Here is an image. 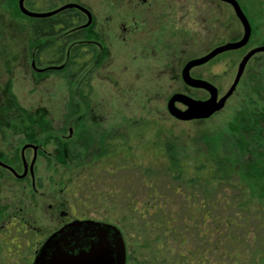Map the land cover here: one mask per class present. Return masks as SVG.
<instances>
[{
  "label": "rangeland",
  "instance_id": "rangeland-1",
  "mask_svg": "<svg viewBox=\"0 0 264 264\" xmlns=\"http://www.w3.org/2000/svg\"><path fill=\"white\" fill-rule=\"evenodd\" d=\"M18 1L0 0V153L3 154L5 149L12 148L10 141L14 144L13 148H21L27 142L41 141L45 136L63 132L67 123L72 124L69 116L73 101L78 105L79 115L87 119V129L112 130L126 126L127 138L134 154L139 157L135 160L138 165L144 168L155 162L161 163L163 157L157 148L161 140L178 137L181 142L187 143L217 134L226 128L236 111L246 103L247 95L253 93V86L257 85L252 79L253 75L264 74V53H261L250 60L237 91L224 109L208 120L183 122L169 115L167 109V102L176 92L187 93L200 100H207L210 96L200 91H187L180 78L184 62L204 57L216 47L237 42L244 36L243 25L231 5L218 0H156L161 6L156 9L158 12L154 9L149 11L143 28L150 30L151 38L161 46L158 51H150L148 56L142 57L146 60L141 61L134 59L137 52L133 51L130 42L121 39L123 33L117 17L113 22L107 17L115 12L116 8L112 9L109 5L119 3L116 0H31L36 3L35 7L39 6L43 11L78 2L95 12L98 30L107 45V55L102 68L94 73L90 89L87 87L84 90V86L78 82L70 86L64 72H36L32 66L36 48L31 33L33 22L18 11ZM237 1L252 26L249 44L238 51L221 54L212 63L195 71L199 77L217 87L220 97L228 92L235 81L243 56L254 48L264 46V0ZM162 15L170 20L164 21ZM157 30L163 32L155 33ZM76 89L89 95V102L84 105L75 94ZM178 107L183 109L181 105ZM146 141L149 142L147 145ZM46 148L52 154L51 170L40 169L39 175L47 188L52 176V192L57 190L62 180L64 159L53 143ZM56 165L59 169L54 171ZM138 169L133 167L132 172L122 173L112 181L119 178L134 182L141 177ZM110 182L106 176L100 184L91 188V200L80 202L79 208L88 210L90 217L104 219L121 228L131 259L140 253L144 257L138 259L145 264H172L171 255L156 252L152 238L149 239L145 233L146 225L118 199L119 194L110 190ZM47 188L34 195L29 188L27 192L30 197H27L29 193L25 192L24 183L9 176L6 171H0V200L6 203L8 210L25 207L29 211L34 196L40 203V209L43 205L46 209L52 201L42 197L43 193H49ZM137 190L142 192V189ZM134 191L125 185L122 192ZM167 197L175 202L173 206L183 201L180 194H167ZM142 207L139 205L137 209L141 210ZM179 208L183 212V206Z\"/></svg>",
  "mask_w": 264,
  "mask_h": 264
},
{
  "label": "trees",
  "instance_id": "trees-1",
  "mask_svg": "<svg viewBox=\"0 0 264 264\" xmlns=\"http://www.w3.org/2000/svg\"><path fill=\"white\" fill-rule=\"evenodd\" d=\"M72 18L71 13L38 19L31 33L34 44L38 43L39 66L53 64L52 43L41 40L57 35L53 32L56 25L70 26ZM252 79L257 83L253 93L226 128L194 142L165 138L157 147L162 162L144 168L134 161L139 157L129 145L125 150L133 163L125 168L131 167L130 172L139 168L141 177L134 182L117 178L110 183V190L146 225L145 233L152 238L156 252L171 255L172 264H264V74ZM89 140L88 135L87 149ZM68 150L70 160L63 174L66 186L78 203L88 202L91 188L109 176L110 170L90 160L83 164L88 177L82 181L80 152L75 147ZM97 154L95 157L107 155ZM125 168L117 167V173ZM125 185L135 191L122 192ZM189 186L195 189H178ZM180 193L194 194L189 200L199 203L183 206V212L182 206L170 208L168 204L175 202L167 194ZM139 205L146 208L137 209Z\"/></svg>",
  "mask_w": 264,
  "mask_h": 264
},
{
  "label": "flooded vegetation",
  "instance_id": "flooded-vegetation-1",
  "mask_svg": "<svg viewBox=\"0 0 264 264\" xmlns=\"http://www.w3.org/2000/svg\"><path fill=\"white\" fill-rule=\"evenodd\" d=\"M115 2L119 3L114 4L112 2V4L109 5V7L112 9L116 8V10L112 13V15L107 16L108 19L113 22L117 17L120 22L119 29L123 33L121 35V39L126 43L129 41L133 51L137 52V54L134 55V59H140L141 61L146 60L142 59V57L148 56L150 51H158L157 49L161 45L157 40H153L151 38L152 32L150 30L143 28V25H146L145 17H147L149 11H152V9L157 11L156 9H158L161 5L156 0H116ZM71 4L80 6L81 8L87 10L90 14L83 9L80 10L77 8H71L49 16V18H53L59 17L61 14L68 15L72 13L74 18L71 19L72 24L70 26L56 25L53 32L57 35L54 34L51 35L50 38L41 40V42L52 43L53 64L47 66H39L37 64V43L35 44L36 48L33 54L34 57L32 66L34 63V69L40 74L45 72L52 73L53 71L59 73L64 72L70 86L73 87L74 84L78 82L81 83V85L84 86V90H86L87 87L90 89V82L95 75L94 73L96 70L102 68L107 55V45L101 37V31L98 30V20L96 19L95 12L92 11L91 8H88L84 4L78 2H71L58 8L49 9V11H43L39 9V6L35 7L36 3H32L31 0H26L24 7L26 10L38 14L58 11L60 8ZM17 8L20 13L26 16L23 11H21L20 0L18 1ZM30 18L33 22L31 30L38 24V19H49ZM161 18L163 19L164 16L162 15ZM165 20L169 21L170 18L166 19L165 17L164 21ZM140 30L143 32H140ZM157 32L158 30L155 31V33ZM162 32L163 31L160 30L158 34ZM32 41L34 44L33 38ZM195 59L197 58H192L184 62L183 68L180 70L181 81L186 86L187 91H200L205 94H209L208 91L200 88H192L183 81V70L185 66ZM216 59L217 57L207 62L205 65L195 66L192 68V78L195 80H204L195 74L196 69L208 65ZM209 82L213 84L211 81ZM90 91L91 90H89V93ZM177 93L181 92H176L175 94ZM75 94L81 99L84 105L90 100L89 95L84 94L77 89ZM178 105L180 106L181 104ZM77 106L76 102H71V108L73 109L69 118L72 124L67 123L65 129L63 132H60V134L57 135L54 133L45 136L41 141L33 140L32 142H27L22 145L21 148H13L14 144L10 141V148H12L8 150L5 149L4 154L0 153V171L4 170L9 176L14 177L20 183H24L25 192H27V189L30 188L32 193L34 192L33 195L38 194L41 189L47 188L45 187V182L43 181V177L39 175V172L40 169L44 170L45 168H49L48 170H51V163L53 162V159H51L52 154L46 148L51 143L57 146L64 159V163L61 168L63 170L62 175L67 170V163L70 160L68 149L71 147H75L76 151L80 152V163H82L80 180L82 181L88 177V174L84 171L86 167H84L83 164L88 163L90 160L94 161L93 163H95L99 168L106 167L110 170L111 174L108 176L111 181L110 183H112V179H114V177L130 171V168L129 170L125 168L132 162L130 154L127 150H125L128 149L130 145V139L127 138L128 128L126 126H120V128H112V130H99V128L87 129L85 125L87 124V119L84 118V116L79 115ZM182 107L183 110L186 109L184 106ZM75 127H77V132L74 130ZM88 135L90 137L89 141L91 142V146L87 149L86 143H88ZM49 141H51V143H49ZM88 152L90 153L86 154ZM95 152L98 153V156L99 153L102 152H106L107 155L95 157ZM56 166L57 167L53 169L54 171L59 169L58 165ZM122 166H124L125 170H118L117 173L116 168ZM51 178L52 176L48 181L49 187L47 188L49 193L42 194V197L45 196L52 200L47 204L46 209L45 205H43V208L40 209V203L37 202L35 196L31 198L32 200L30 201L31 205L29 204V211L28 208L25 207H15L8 210L6 203L3 200H0V264H34L39 255L42 254L48 245H57L59 244V241H65L66 243L71 241L72 246L70 249L74 252H78L81 249H89L93 242L96 243L98 241L96 238L98 235V229L91 223L99 224L102 228H106L103 226L109 225L112 228L115 227L120 230L125 242V264H145L138 259L140 257L142 259V257H144L143 254L137 253L131 259L128 242L127 239H125L121 228L104 219L99 220L90 217L87 212L88 210H82V208H79L80 202L78 203L76 197L70 193L69 187L66 186L68 182L65 180L64 175L62 180L57 185V190L55 189L52 192L50 190V186L54 184V182L51 183ZM104 178H106V176ZM193 187L194 186L178 187V189H195ZM28 193L29 192H27V194ZM180 195L182 198L185 197L187 200L176 203L178 207L199 203L198 200L195 199L189 200V197L194 195L192 193H180ZM27 197H30V193ZM168 206H173V204L169 203ZM81 207L85 208V206L82 205ZM142 208L145 209L146 206H143ZM40 213L42 214L40 215ZM106 230L108 233L105 236L110 240L112 248L117 252L116 257H118L119 250L118 248L116 249L115 231L112 229ZM49 241H51L50 244ZM170 262H172V259H170Z\"/></svg>",
  "mask_w": 264,
  "mask_h": 264
},
{
  "label": "water",
  "instance_id": "water-1",
  "mask_svg": "<svg viewBox=\"0 0 264 264\" xmlns=\"http://www.w3.org/2000/svg\"><path fill=\"white\" fill-rule=\"evenodd\" d=\"M26 0H20L21 11L27 16L32 18H49V16L60 13L62 10L77 8L82 10L80 6L76 4H71L60 8L58 11H53L49 13H33L28 11L24 7ZM221 2H226L232 6L236 17L239 19L240 23L243 25L244 33L243 37L237 42H228L225 45L216 47L213 51L206 54L204 57L197 58L189 62L183 73V81L192 88H200L205 91H208L210 96L207 100L194 99L187 94L177 93L169 99L167 102L168 113L173 118H176L180 121H197V120H208L212 116L216 115L225 108L227 101L231 96L237 91V87L240 85L241 78L243 77L246 67L250 63V60L257 54L264 53V46L254 48L250 50L239 63L238 71L235 76V81L229 87V90L226 94L220 97V91L211 84L209 81H204L201 79H193L191 76V69L195 66L205 65L207 62L215 59L221 54L228 53L230 51H238L247 47L249 41L252 37V26L247 18L246 14L243 12L240 3L237 0H219ZM85 10V9H83ZM89 13L87 10H85ZM90 14V13H89ZM33 66L34 63H33ZM44 71V70H41ZM40 71V72H41ZM178 104H181L186 109L183 110L178 107ZM98 229L97 242L92 243L89 249H81L78 252H74L70 249L72 246L71 241L66 243L65 241H59V244L52 246L49 241V244L42 254L39 255L38 259L34 264H125L126 250L125 242L122 237L120 230L117 228H112L111 226H103L102 228L99 224L91 223ZM88 225V223H87ZM76 226V225H75ZM72 226V227H75ZM106 229H112L115 231L116 239V249L118 248V257H116L117 252L112 248L111 242L105 236L108 232ZM52 247V248H51Z\"/></svg>",
  "mask_w": 264,
  "mask_h": 264
}]
</instances>
